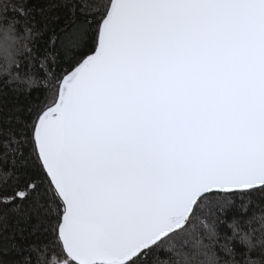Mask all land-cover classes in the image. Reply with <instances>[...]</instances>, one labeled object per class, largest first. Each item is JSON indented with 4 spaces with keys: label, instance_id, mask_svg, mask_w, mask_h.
Instances as JSON below:
<instances>
[{
    "label": "snow or ice",
    "instance_id": "snow-or-ice-1",
    "mask_svg": "<svg viewBox=\"0 0 264 264\" xmlns=\"http://www.w3.org/2000/svg\"><path fill=\"white\" fill-rule=\"evenodd\" d=\"M0 264H264V0H0Z\"/></svg>",
    "mask_w": 264,
    "mask_h": 264
},
{
    "label": "trees",
    "instance_id": "trees-1",
    "mask_svg": "<svg viewBox=\"0 0 264 264\" xmlns=\"http://www.w3.org/2000/svg\"><path fill=\"white\" fill-rule=\"evenodd\" d=\"M231 215H232V213H229V216H231ZM220 230H221V232H227L228 231V229H227V227L225 225H221V229Z\"/></svg>",
    "mask_w": 264,
    "mask_h": 264
}]
</instances>
